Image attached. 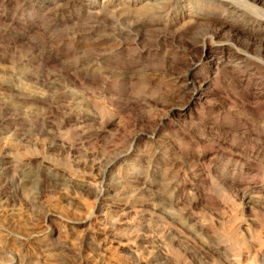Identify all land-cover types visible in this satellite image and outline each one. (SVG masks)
<instances>
[{
	"label": "rangeland",
	"instance_id": "374dc122",
	"mask_svg": "<svg viewBox=\"0 0 264 264\" xmlns=\"http://www.w3.org/2000/svg\"><path fill=\"white\" fill-rule=\"evenodd\" d=\"M254 16L0 0V264H264Z\"/></svg>",
	"mask_w": 264,
	"mask_h": 264
},
{
	"label": "bare ground",
	"instance_id": "6f19581e",
	"mask_svg": "<svg viewBox=\"0 0 264 264\" xmlns=\"http://www.w3.org/2000/svg\"><path fill=\"white\" fill-rule=\"evenodd\" d=\"M197 1L204 3L205 5L222 8L224 11H231L237 13L245 18L249 17L250 14H253L255 15L254 18L258 22L259 26L262 27V29H264V14H261L264 13V0H197ZM234 32H237L239 34L242 33L240 29H236L234 30ZM207 54H208L207 50H204L202 53L203 57L206 56ZM204 83H205L204 81L203 82L201 81L199 84V89L201 91L207 90V85Z\"/></svg>",
	"mask_w": 264,
	"mask_h": 264
}]
</instances>
